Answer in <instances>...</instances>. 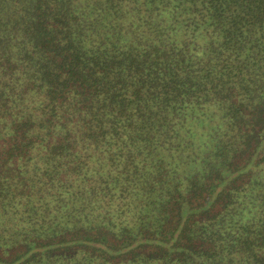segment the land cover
Segmentation results:
<instances>
[{
    "label": "trees",
    "instance_id": "16d2710c",
    "mask_svg": "<svg viewBox=\"0 0 264 264\" xmlns=\"http://www.w3.org/2000/svg\"><path fill=\"white\" fill-rule=\"evenodd\" d=\"M0 264H264V0H0Z\"/></svg>",
    "mask_w": 264,
    "mask_h": 264
}]
</instances>
